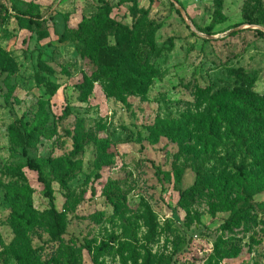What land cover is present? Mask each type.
I'll return each mask as SVG.
<instances>
[{"label": "rangeland", "instance_id": "374dc122", "mask_svg": "<svg viewBox=\"0 0 264 264\" xmlns=\"http://www.w3.org/2000/svg\"><path fill=\"white\" fill-rule=\"evenodd\" d=\"M24 259L264 264V0H0V264Z\"/></svg>", "mask_w": 264, "mask_h": 264}, {"label": "trees", "instance_id": "16d2710c", "mask_svg": "<svg viewBox=\"0 0 264 264\" xmlns=\"http://www.w3.org/2000/svg\"><path fill=\"white\" fill-rule=\"evenodd\" d=\"M174 1H176V0H174ZM99 8H100V10L105 11L107 9V3L102 4L101 6H99ZM26 22H27L26 29L33 31V28L35 27L37 33L39 34V31L42 27V22L40 21V19H38L36 17L33 18L30 16L29 18H26ZM84 23L87 25H93V24L95 25V21H93V20H84ZM109 25L111 28H113L115 30H118L120 32L123 31L122 27L120 25L114 23V22H111ZM105 71H106V73H109V75H112V72H107L108 70H105ZM144 80H145V78L143 77V75L141 73H138L137 74V83L139 86L142 85ZM45 134H46V130L43 127V123L39 122V121L36 122L35 125L30 130H23V140H22L23 146L22 147L25 148V147H27L28 144L35 141L36 136L42 137ZM23 154L25 155L24 150H23ZM26 166L30 171L36 173L37 180L39 183H42V184L45 183V179H44L43 174L40 170V166L34 160L27 158L26 159ZM68 169L69 170L71 169V167L69 165H68ZM239 172H240V174H242L243 168L240 167ZM70 175H71V173H70ZM70 175L69 174L64 175L62 177V179L60 180V184L63 185L64 181ZM157 175H159V170H157ZM197 184H198V180L195 181V183L192 187H189L188 189L181 192L179 194L178 203H182V201L185 200V198L188 196V194H190L194 190V188L197 186ZM45 197L49 203V207H50L49 212H50L52 224L54 227V234L52 235L51 240L56 241L64 235V230H63V226H62L61 221H60V215L56 211L54 204H53V202H54L53 196L49 192H46ZM241 213L242 212H240V215H241ZM234 218H235V216H234ZM14 221L16 224L22 225L27 229H31V227H32L31 222L28 220H25L22 216L14 217ZM19 263L20 264H28V260L24 259V260H21ZM133 264H136V263L134 262Z\"/></svg>", "mask_w": 264, "mask_h": 264}, {"label": "water", "instance_id": "95a60500", "mask_svg": "<svg viewBox=\"0 0 264 264\" xmlns=\"http://www.w3.org/2000/svg\"><path fill=\"white\" fill-rule=\"evenodd\" d=\"M172 2H173V0H172Z\"/></svg>", "mask_w": 264, "mask_h": 264}]
</instances>
